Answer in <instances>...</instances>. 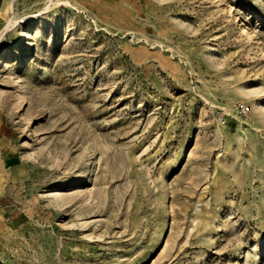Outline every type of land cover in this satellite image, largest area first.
Segmentation results:
<instances>
[{"label": "rangeland", "instance_id": "1", "mask_svg": "<svg viewBox=\"0 0 264 264\" xmlns=\"http://www.w3.org/2000/svg\"><path fill=\"white\" fill-rule=\"evenodd\" d=\"M27 30L0 264H264V0H0V55Z\"/></svg>", "mask_w": 264, "mask_h": 264}, {"label": "bare ground", "instance_id": "2", "mask_svg": "<svg viewBox=\"0 0 264 264\" xmlns=\"http://www.w3.org/2000/svg\"><path fill=\"white\" fill-rule=\"evenodd\" d=\"M14 26V24H13ZM12 26V27H13ZM11 28V27H10ZM12 29V28H11ZM8 31V30H7ZM4 35V34H3ZM31 33L29 32V30L25 31L22 36V40L19 41L18 43L15 44V46L10 49V51L0 55V65L4 64L5 61H7L9 59L10 56H12L13 54L17 53L18 51H20V48H24V47H27L28 46V39L30 37ZM5 37V36H4ZM3 40V39H2ZM2 42V41H0Z\"/></svg>", "mask_w": 264, "mask_h": 264}, {"label": "built area", "instance_id": "3", "mask_svg": "<svg viewBox=\"0 0 264 264\" xmlns=\"http://www.w3.org/2000/svg\"><path fill=\"white\" fill-rule=\"evenodd\" d=\"M236 113L238 115V117H240L243 120H247L250 117L251 111L250 108L245 105V104H239L236 108ZM220 119L225 123L226 120L225 118L221 115ZM0 215H1V211H0Z\"/></svg>", "mask_w": 264, "mask_h": 264}]
</instances>
